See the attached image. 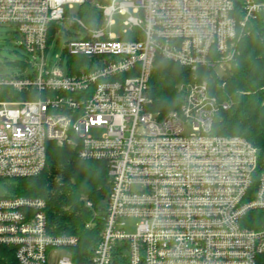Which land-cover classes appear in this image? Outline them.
Listing matches in <instances>:
<instances>
[{"label":"built area","instance_id":"obj_1","mask_svg":"<svg viewBox=\"0 0 264 264\" xmlns=\"http://www.w3.org/2000/svg\"><path fill=\"white\" fill-rule=\"evenodd\" d=\"M86 3L95 1L0 0V26L14 27L19 46L41 59L29 76L0 77L8 96L0 101V181L39 176L48 144L69 146L107 167L104 229L86 264H264V230L243 226L264 212L259 151L213 134L230 102L211 95L206 80L179 85L181 105L162 115L149 97L157 59L197 76L230 73L248 26L260 21L264 32V0H111L96 5L100 29L67 15ZM117 14L128 17L124 36L134 41L107 34ZM62 22L79 31L60 61L85 59L74 75L45 61ZM45 209L40 199L0 196V264H76L70 255L52 262L78 239L50 235ZM128 219L138 220L133 234Z\"/></svg>","mask_w":264,"mask_h":264},{"label":"trees","instance_id":"obj_2","mask_svg":"<svg viewBox=\"0 0 264 264\" xmlns=\"http://www.w3.org/2000/svg\"><path fill=\"white\" fill-rule=\"evenodd\" d=\"M110 1L95 0L93 5H80V20L89 29L102 28V12L96 5L105 6ZM55 30L53 27L51 34ZM246 32L237 43V57L226 79L219 78L213 69H200L197 76L174 63L157 59L149 83L150 110L162 115L177 109L183 101L179 85L206 80L211 95L231 104L228 111L216 116L213 134L242 137L252 143L259 151L261 173L264 172V32L260 21L249 25ZM123 39L134 41L130 35ZM84 60L68 57L72 66L69 74H76L78 64ZM6 92L7 89L0 92V101L8 99L3 95ZM108 192L104 162L81 160L72 147L49 143L45 170L34 178L5 183L3 195L44 201L49 234L76 237L78 244L70 250L72 259L76 264H86L101 240ZM88 202L92 208L86 206ZM243 226L264 230V212L248 215ZM114 264H127V260L117 259Z\"/></svg>","mask_w":264,"mask_h":264},{"label":"rangeland","instance_id":"obj_3","mask_svg":"<svg viewBox=\"0 0 264 264\" xmlns=\"http://www.w3.org/2000/svg\"><path fill=\"white\" fill-rule=\"evenodd\" d=\"M94 2L95 0H89ZM81 7L79 5L74 6L67 12L72 20L80 19ZM128 17L126 15H114L112 18L114 24L107 29L108 35H113L116 38H122L127 29L125 22ZM61 27L65 30L67 35H63L62 38L57 42L55 41L49 46L46 54L47 69L52 70L54 68H62L64 72L68 71L67 62L62 59L64 48L67 42L72 39H80L79 31L74 26H69L67 23L62 22ZM72 35V36H69ZM20 37L18 36L16 29L12 26H0V77L1 78H12L16 75H31L35 69L41 64V59L38 57L35 61L32 57H29L25 51L19 46ZM27 69V72H25ZM229 75L228 70H220V76L222 79H226ZM9 181H0V196L4 194V184ZM138 220L128 219L126 220V231L129 234H133L136 231ZM71 256L70 250L60 249L57 250V254L52 259L53 263H56L58 259L64 256ZM72 257V256H71Z\"/></svg>","mask_w":264,"mask_h":264},{"label":"crops","instance_id":"obj_4","mask_svg":"<svg viewBox=\"0 0 264 264\" xmlns=\"http://www.w3.org/2000/svg\"><path fill=\"white\" fill-rule=\"evenodd\" d=\"M69 16V15H68ZM70 26V25H69ZM71 26H73L74 27V25H71ZM76 27V26H75ZM77 28V27H76ZM55 31L53 32V36L54 35H56V34H62V35H67V33L65 32V30L61 27V25L60 26H57V27H55ZM69 36H72V35H69ZM77 36V35H76ZM67 62V64H68V61H66ZM68 65H70V64H68ZM71 68H72V66H70ZM71 68H70V71H71ZM68 72V71H67ZM77 74V73H76Z\"/></svg>","mask_w":264,"mask_h":264}]
</instances>
